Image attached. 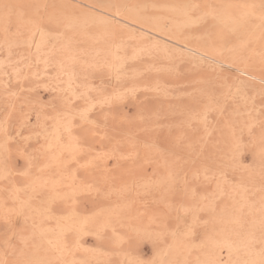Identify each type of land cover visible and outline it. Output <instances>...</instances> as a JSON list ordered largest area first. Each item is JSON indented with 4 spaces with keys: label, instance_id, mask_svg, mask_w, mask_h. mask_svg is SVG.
Listing matches in <instances>:
<instances>
[{
    "label": "rangeland",
    "instance_id": "1",
    "mask_svg": "<svg viewBox=\"0 0 264 264\" xmlns=\"http://www.w3.org/2000/svg\"><path fill=\"white\" fill-rule=\"evenodd\" d=\"M0 264H264V0H0Z\"/></svg>",
    "mask_w": 264,
    "mask_h": 264
},
{
    "label": "bare ground",
    "instance_id": "2",
    "mask_svg": "<svg viewBox=\"0 0 264 264\" xmlns=\"http://www.w3.org/2000/svg\"><path fill=\"white\" fill-rule=\"evenodd\" d=\"M94 3V2H93ZM258 8V7H257ZM252 14V13H251ZM141 16V15H140ZM255 35V34H254Z\"/></svg>",
    "mask_w": 264,
    "mask_h": 264
}]
</instances>
